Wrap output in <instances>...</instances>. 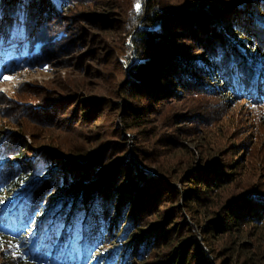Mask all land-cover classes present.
<instances>
[{
    "label": "rangeland",
    "instance_id": "obj_1",
    "mask_svg": "<svg viewBox=\"0 0 264 264\" xmlns=\"http://www.w3.org/2000/svg\"><path fill=\"white\" fill-rule=\"evenodd\" d=\"M136 2L82 0L64 10L63 22L54 23L73 35L76 47L51 57L44 66L29 65L12 40L7 43L10 55L0 67V76L15 79L0 82L5 90L0 93V157L10 142L20 141L25 146L18 159L31 167L30 174L44 158L52 159L54 180L60 171L75 173L51 194L45 190L41 211H51L61 199L83 200L99 189L109 194L116 209L120 206L116 191L132 192L134 186L138 194L141 189L142 196L134 195L143 204L135 228L127 231L132 205L125 209L117 234L105 241L110 247L112 241L124 239L123 243L138 249L151 230H158L155 244L140 250L131 264H164L174 248L188 241L191 264L202 257L212 264H264V219L247 221L254 213L253 203V211L259 205L264 213V106L223 91L192 88L188 93L191 86L186 84L177 93L168 81L159 85L162 89L148 85L139 98L129 91L136 47L139 56H148L135 40L147 14L180 18L170 28L163 20L153 26L165 38L163 45L154 46L169 50L165 58L171 51L195 58L199 55L196 39L202 32L218 27L226 40L235 37L220 16H227V8L235 6L236 0H141L139 15ZM157 51L149 55L156 56ZM240 52L253 70L262 65L257 49L249 52L240 47ZM134 116L141 119L136 122ZM226 175H230L226 184L212 187L211 192L208 188L201 192L202 187L198 198L188 200L190 189L195 190L193 181L215 183ZM13 195L11 191L4 198ZM234 212L238 219L232 223ZM43 218L35 217L37 222ZM220 218L229 230L208 232L206 228H215ZM118 219L110 218L109 227ZM19 242L24 243V237ZM12 244L10 240L0 244V264H21L24 249L14 250Z\"/></svg>",
    "mask_w": 264,
    "mask_h": 264
},
{
    "label": "trees",
    "instance_id": "obj_2",
    "mask_svg": "<svg viewBox=\"0 0 264 264\" xmlns=\"http://www.w3.org/2000/svg\"><path fill=\"white\" fill-rule=\"evenodd\" d=\"M79 2H82V0H54V2H50V0H30V6L23 8L21 0H0V27L3 28L5 41L0 44V67L2 68L5 63V59L10 55V53H8L9 48L7 43L11 40L13 41L12 34L14 32L17 33V35L14 38L12 45L18 48L20 57L25 60L26 63L35 67L44 66V64L51 57L66 54L70 49H74L76 47V39H74L73 35H70L61 25L54 22H56V20H61L63 22L61 19V13L64 10L70 9L74 4ZM22 9L28 13L26 20L20 19L19 13ZM226 12L227 16H220V20L226 22L227 32L234 33L235 37L231 36L229 40H226L225 35L222 34L218 27L202 32L203 34H199L196 39L199 44V48L197 50L199 55L195 58L178 55L171 50L168 55L169 57L165 58L168 53L167 51L169 50H161L154 47L158 44L163 45L164 42H161L165 38L159 34L158 31L153 29V26L160 20H163V25L169 26L170 28V26L177 23V19L180 18L173 17L170 19L165 15H163L164 17H157V15H155L156 13L147 14L144 19L143 29L137 32L135 40L137 43L139 42L142 45V49L148 50L149 57L146 55L139 56V48L136 47V61L131 67L129 73L130 93L136 98H139L141 97L142 90L148 85L155 86L157 84L159 86L162 82L168 81L169 84L175 85L174 87L177 88V93H181V90L184 89L183 86L186 84L187 87L191 86V88L189 87L186 89L188 93L192 90V88H196V90L198 89L199 91L206 93L223 91L237 99L246 100L248 103H250V101H255L254 104H256V106H264V85L259 83L253 85L251 83V81L255 78V70L248 66L244 56L240 52V47L246 48L249 52L257 49L263 56L261 64L264 65V31H261L257 26L259 21L264 18V0H251L246 6L244 13L238 12L235 6H229ZM240 17L243 18L239 19L240 27L237 28L236 24L238 22V18ZM164 18L168 20H165ZM24 42L28 45L26 49L24 48ZM155 48L158 50V55L156 54L157 57L155 55L150 56L149 52H156V50H154ZM18 52L16 53L18 54ZM218 54H222L226 57L225 65L229 62V60H231L238 63L242 70L248 74V79L242 92L233 86L231 73L221 76L213 75L211 73L206 74L194 70L195 67L201 63H208L211 67L213 58ZM144 57L147 59L145 60ZM143 58L145 61H143ZM225 65L220 66L221 70H223ZM189 75L191 78H186ZM203 77L206 78L205 80L207 81V84L202 82L204 80ZM159 88L162 89L163 87L159 86ZM252 93H254V99L251 97ZM129 111L136 112L133 108H130ZM140 119V116H134V120L136 122ZM23 146H25V144L23 145L20 141H17L16 144L10 142L1 156L3 159L0 160V163L5 165L6 170L8 165H14L11 171L13 173L20 172L22 176L25 169L29 174L31 170L30 166L24 167L25 164L21 163L18 159L21 156L20 152ZM48 155L51 158L52 154L49 153ZM51 160L52 159L46 160L45 158L42 160V162L46 165L44 176L42 177L43 184L39 185L37 191H35L31 196L33 205L43 199L42 195L46 193L45 190H49L51 185H60V181H63V184L64 182L68 183L75 176V173L68 175L65 171H60L58 177L55 180L52 179L50 174L54 170V165L50 163ZM103 173L107 174L108 172L105 170ZM63 177L65 179H63ZM228 177H230V175L223 176L216 180L215 183L197 180L193 181L191 185L195 188V190L190 189L188 200L194 201L195 198H198L197 194L200 192V189H203L204 187L205 189L201 190V192H207L208 189L210 190L209 192H211L213 191L212 187H221L220 185L226 184V179ZM45 183H49V186L46 187ZM8 188L12 189V194H15L17 189L14 183L9 184ZM131 190L132 192H115V196L118 194L117 199L120 201V206L116 209L115 206H113L111 197L104 189H99L90 197H83V201L85 203L93 200V198H98L103 203L104 211L102 216L98 219L96 228L98 230L101 228L103 229L102 238L104 239V242L108 236H110L108 241L111 238H114V235L117 234L118 231V223L124 219L123 214L125 209L130 208L132 205H134L133 218L131 222H129L127 231L134 229L138 223V218L141 215L140 213L142 212L143 204L142 199L140 198V200L138 199L135 201L134 195L138 196V194H140L142 196V191L140 189L137 194L138 190H135L134 186H132ZM11 191L5 189L0 197L4 198ZM78 200L82 199L80 198ZM253 204L250 211L254 213H250V215H248L247 221L257 223L264 219V213H262L263 207L258 205L259 208L253 211ZM237 216V213H232L230 215V221L235 223V220L233 219H238ZM110 218H117V221H119L115 222L113 228L109 227L108 220H110ZM22 219H24V217L21 215L20 210H18L15 216H13L10 220L5 221V228L3 230V234L0 235V240H10L11 245H13L12 242L15 245L17 242V240L14 239L16 234L15 224L19 223ZM216 222L217 224L215 228H211V226L206 228L208 232L212 229L222 232L229 230L228 227L230 225H227V222H225L223 218H220ZM158 233V230H151L150 234L145 237L144 243L139 246L138 249H133L134 247L132 248L126 243H123L122 241L124 239L121 240V242L111 240L112 243L109 244L110 247H107L109 252L106 254L108 264H131L129 263L131 260L136 259L137 257L139 258V255L137 254L140 250H145L155 244L158 239L156 238ZM23 237L24 236L21 235L19 239ZM117 237H119V234ZM159 239L164 240L166 238L159 237ZM116 243H119V246H117ZM190 243L191 241H188L183 246L174 248V250L169 253V261L164 264H191L187 252ZM125 248L127 249L124 251ZM14 250H16V248H14ZM19 257L22 258L21 256ZM22 260L26 259L22 258ZM197 260V264H212L210 259H207L206 257L197 258ZM49 264H51V262H49Z\"/></svg>",
    "mask_w": 264,
    "mask_h": 264
},
{
    "label": "snow or ice",
    "instance_id": "obj_3",
    "mask_svg": "<svg viewBox=\"0 0 264 264\" xmlns=\"http://www.w3.org/2000/svg\"><path fill=\"white\" fill-rule=\"evenodd\" d=\"M23 8L30 6V0H21ZM54 2V0H50ZM247 6L246 0H236L235 7L238 12L244 13ZM135 14L142 12L141 0H137L134 5ZM21 20H26L28 13L23 9L19 13ZM236 27L239 28V19ZM261 31H264V18L258 25ZM13 41L17 33H13ZM3 28L0 27V44L4 43ZM225 59L222 54H218L213 58L212 66L208 63H201L194 70L211 73L213 75H225L231 73L232 84L239 91L244 90L248 74L242 70L240 65L229 60L225 65ZM225 65L223 70L220 66ZM27 70V69H25ZM49 68L44 67L43 71L47 72ZM186 78L190 79L191 76ZM15 79L13 75L0 76V82H12ZM253 85L257 83L264 85V65L255 69V78L251 81ZM5 90L0 89V93ZM255 103V101H250ZM3 157H0L2 160ZM14 165H5L0 163V196L9 184H15L16 191L13 196L7 199L0 198V235L3 234L5 228L4 222L10 220L20 210L24 217L19 223L15 224V237L17 240L14 247L24 249L21 257V264H108L106 254L109 249L105 245L103 237V229H97L98 219L103 214V203L98 198L85 203L83 200L63 199L56 201L51 206V211H41L39 202L33 205L31 194L36 190L37 186L43 184L42 177L46 165L44 162H38L37 170L34 175L29 174L25 169L23 176L20 172L13 173L11 169ZM63 187V181H60ZM55 185L49 188V194L53 192ZM31 209V210H29ZM36 216L44 217L39 222ZM24 236V243L19 242V237ZM0 244L3 241L0 240Z\"/></svg>",
    "mask_w": 264,
    "mask_h": 264
}]
</instances>
